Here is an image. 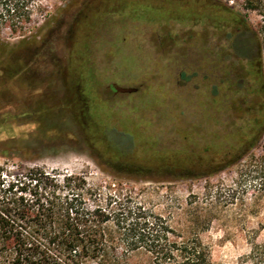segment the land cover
Masks as SVG:
<instances>
[{
  "label": "rangeland",
  "instance_id": "obj_1",
  "mask_svg": "<svg viewBox=\"0 0 264 264\" xmlns=\"http://www.w3.org/2000/svg\"><path fill=\"white\" fill-rule=\"evenodd\" d=\"M221 3L234 4L34 0L20 29L0 26V187L33 168L81 175L101 200L197 235L211 264H249L264 242L263 101L233 64L230 28L208 16ZM133 253L128 264H147Z\"/></svg>",
  "mask_w": 264,
  "mask_h": 264
},
{
  "label": "trees",
  "instance_id": "obj_2",
  "mask_svg": "<svg viewBox=\"0 0 264 264\" xmlns=\"http://www.w3.org/2000/svg\"><path fill=\"white\" fill-rule=\"evenodd\" d=\"M33 1L0 0L11 4L6 17L0 16V26L20 29ZM233 3L219 4L218 13L208 16L218 28H230L233 64L246 62L249 91L263 101L254 110L264 123V0ZM248 12L259 17L257 28ZM237 76L239 90L243 71ZM258 120L254 117L253 123ZM255 146L254 140L248 143L250 150ZM255 161L264 166V147ZM1 186L0 264H128L129 256L137 254L133 252H143L138 254L147 264H211L197 235L184 236L163 216L141 205H125L115 193L101 200L81 175L59 178L33 168ZM246 261L264 264V242H251Z\"/></svg>",
  "mask_w": 264,
  "mask_h": 264
},
{
  "label": "water",
  "instance_id": "obj_3",
  "mask_svg": "<svg viewBox=\"0 0 264 264\" xmlns=\"http://www.w3.org/2000/svg\"><path fill=\"white\" fill-rule=\"evenodd\" d=\"M109 87H111L115 93H132L136 91L134 87H123L114 83L109 85Z\"/></svg>",
  "mask_w": 264,
  "mask_h": 264
}]
</instances>
